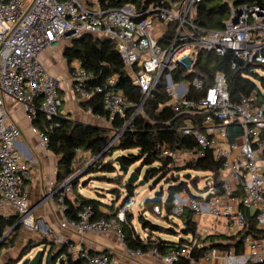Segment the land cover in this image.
<instances>
[{"label": "built area", "instance_id": "obj_1", "mask_svg": "<svg viewBox=\"0 0 264 264\" xmlns=\"http://www.w3.org/2000/svg\"><path fill=\"white\" fill-rule=\"evenodd\" d=\"M201 1L180 0L171 4L156 0L143 10H136L133 4L100 9L97 4L89 8L78 0H0V214L12 212L23 227L35 231L43 224L34 218L25 190L33 172L18 149L21 130L10 121L5 104L12 102L22 109L39 145L49 151L47 134L33 126V121L40 112L49 129L57 127L55 118L61 115L63 100L59 81L46 70L39 56L52 45L70 43L92 33L112 42L132 84L141 92L138 103L129 99L116 88V75L92 86L94 74L82 68L77 60L71 62L73 93L85 101L95 94L102 97L106 114H94L95 117L108 124L116 117L125 120L123 128L112 136L113 142L131 126L133 118L142 112L145 101L163 80L170 98L167 104L185 115L177 131L192 136L195 146L171 149L160 143L159 156L169 160L170 166L181 167L204 158L211 151L220 164L219 192L209 178L205 181L209 189L206 196L192 195L182 188L173 194L171 216L180 217L188 210L193 220L206 216L241 230L246 227L248 212L254 215L256 226L264 229V96L260 97L256 87L248 95L232 100L226 76L221 71L214 74L210 84L197 76L188 83L172 81V74L178 69L193 71L199 51L217 56L230 51L237 60L264 64V7L235 6L232 0H222L230 7L229 18L222 29L206 30L194 22L195 6ZM189 87L198 94L197 98L187 97ZM128 110L133 113L125 118ZM88 111L92 113L90 108ZM197 118H201L200 123H193ZM83 154L76 149V157ZM52 191L58 195L64 212V198L72 192L70 178H65ZM134 206L135 200L131 197L119 204L109 217L97 219L93 218L92 206L78 209L75 219L61 222L62 228L73 230L80 238L76 244L66 242L68 253L73 258H83V264H115L109 254L89 255L81 247V240L88 234L114 233L122 242L121 223ZM152 212L161 215L164 210L156 204ZM154 239L152 236L151 240ZM56 242H61V238ZM197 246L199 243L193 236L188 243L164 255L156 249L147 253L164 264H173L182 258L192 264H264V238L246 235L241 252L211 248L195 259L191 254ZM127 254L138 257L144 253L128 249Z\"/></svg>", "mask_w": 264, "mask_h": 264}, {"label": "trees", "instance_id": "obj_2", "mask_svg": "<svg viewBox=\"0 0 264 264\" xmlns=\"http://www.w3.org/2000/svg\"><path fill=\"white\" fill-rule=\"evenodd\" d=\"M89 1V0H88ZM156 0H95L89 1L86 7L94 8L97 4L100 9L116 8L126 4H133L136 10L145 9L150 3ZM180 0H167L168 3H176ZM235 6L240 4L258 5L264 7V0H232ZM230 7L222 0H202L195 6L194 22L198 27L206 30H220L224 26V22L229 18ZM171 31H169L170 34ZM64 57L69 64L73 60H77L82 68L94 74V80L91 85L103 84L105 79L109 76L116 75L117 83L116 88L123 91L129 99L138 103L141 100L140 90L131 82V78L124 66L118 52L114 48L111 41L108 39L98 37L92 33H86L78 39H73L68 48L64 51ZM235 67L232 68V64ZM259 66L264 70V64L246 63L241 60L235 59L232 52L228 51L223 56H217L212 52L199 51L196 56V61L192 72L178 69L172 74V81L188 83L193 76H197L204 80L205 83H212L214 74L221 71L225 74L227 79V88L232 100H237L241 95H248L256 88L253 78H259L253 73V67ZM264 86V79L259 78ZM198 94L195 93L192 87H189L187 97L189 99L197 98ZM170 100L165 90L164 81H159L151 96L145 101L143 110L137 114L131 126L121 132L115 143L106 147L110 142L115 132L121 130L124 126L125 120L116 117L107 128L96 127L92 125H84L75 122L63 115L57 116V127L49 129V123L45 120L44 116L38 112L37 119L33 121V126L44 131L48 137V149L56 157L58 180L62 181L72 174L73 162L76 158V149L83 152H88L91 158H98V165L96 167H89L85 170L84 175L92 173L112 174L117 172L113 164L111 155L114 150H136V153L121 155L122 165L129 168L132 164L139 162V166L134 170L139 176L142 168H146L143 180L148 182L153 178L165 179L170 181L167 189V198L165 201L154 202L147 200L146 204L152 207L156 204L162 206L164 210L163 219H168L171 216V202L173 194L182 188H186L192 195H194L185 180H189L193 187L197 184L198 172L209 174V179L212 181L213 187L216 192L220 189V175L221 167L219 162L215 161L212 152L207 151L204 158L197 159L190 162L185 166L173 167L170 166V161L161 158L158 153V144L165 143L171 149H186L195 146V141L192 136H186L177 131L185 118L184 114H178L177 111L172 109L167 103ZM261 99H259L260 101ZM87 109L90 108L93 114H106V110L102 103L100 94H95L92 99L84 102L83 104ZM133 110H128L125 118H129ZM201 118L193 120V123H200ZM233 135L230 136L232 138ZM109 157L108 160L103 161L104 158ZM194 172V175L186 172ZM182 173V181H179V175L174 173ZM103 174L98 175L100 178L107 179ZM167 178V179H166ZM116 183L117 178H110ZM74 185H72L73 188ZM136 184L127 181L124 184L126 195L120 204L126 202L129 198L134 197V190ZM112 191H117L114 188ZM160 197V196H157ZM58 199V195H56ZM102 202L99 199L85 198L79 193L75 194L74 200L70 201L67 197L64 198L63 205L65 207V215L67 219L72 220L76 218L78 209L84 206H92L93 218L109 217L111 213H102L100 206ZM184 228V234H194L195 224L192 222V213L188 210L181 216ZM247 224L246 227L238 230L233 235L218 234L206 236L202 242L208 241L210 246L200 247L197 246L193 249L191 256L199 259L211 248H218L221 250L234 249L236 252H241L243 249V238L246 235H251L256 238H264V229L256 226L254 215H249L246 212ZM16 216L4 217L0 214V240L4 236L6 229L11 228L17 232L21 225L14 226ZM140 223L144 229H147L149 236L143 240L132 224V214L128 212L126 221L121 223L123 231L122 243L129 250H140L142 253H147L150 250L156 249L160 254L164 255L171 249L177 248L182 244L189 242L187 239H181L177 242L169 241L161 236V234H171L175 230L166 228L159 224H154L149 220H145L141 215L139 217ZM152 235L155 239L151 240ZM13 243V241H11ZM10 243V244H11ZM6 245L4 239L1 240L0 250ZM69 244H59L57 252L54 253L51 249L47 254V259L51 254L54 257L51 262L46 264H56L58 259L62 258L59 264H83V258H73L68 253ZM105 253L106 251L94 253L88 251L89 255ZM28 264V260L24 262ZM173 264H192L187 258H182ZM256 264V263H252Z\"/></svg>", "mask_w": 264, "mask_h": 264}, {"label": "crops", "instance_id": "obj_3", "mask_svg": "<svg viewBox=\"0 0 264 264\" xmlns=\"http://www.w3.org/2000/svg\"><path fill=\"white\" fill-rule=\"evenodd\" d=\"M78 1L84 6H86L87 2L89 1L95 2V0ZM69 45L70 43L67 41L57 43L47 48V52L43 55L41 53V55L39 56V59L46 70L52 71L51 75L59 81L60 95L63 100V105L60 113L64 117H67L75 122H79L84 125L107 128L109 127V124L103 120H98L93 113L89 112L88 109L83 105L86 101L82 98H79L72 91V80L70 76L71 64H69L64 57V51L69 47ZM59 64L65 65L63 73H58V71H56V68ZM15 110H17V112L19 113L22 109L19 106H16ZM10 121L15 123L21 130V136L18 140V149L20 154L22 155V159L30 164L33 172L32 179L27 181L25 184V190L28 194L30 206L33 208V215L35 219L42 220L43 224L42 226H40V231L22 228L18 232V235L16 232V237L14 238L12 245L4 246L0 250V264H8L9 261L17 260L21 249L30 241H35V243L37 244H45V246L48 245L49 249H51L52 247L50 245V243H52L51 241L54 242L53 245L56 246L57 249L59 244H66V242L76 244L80 241L79 236L73 230L61 227V222L67 219V217L62 211V204L58 201V199H56V194H52V190L56 189L64 181L58 180V157H56L51 151L44 150L39 145L37 135L31 129L30 124L23 120V118H14L10 115ZM87 155L88 159H90V155L87 152H84V154L80 157L87 158ZM87 175V177H93L89 182L94 181L95 179L101 180L98 175ZM107 179L109 180L110 178ZM182 180L183 179H179V181ZM185 182L187 183L191 192L195 190L191 186L189 180H185ZM120 184L121 188L125 191L124 184H122V182ZM116 188L117 191H112V194L115 197L113 198L107 196L108 202H105L104 199H106V195H104L100 191L105 190L109 192L110 189H105L102 187H91L89 188V190L88 187L79 182L75 183V186H73L72 188V192L67 194L66 197L70 201H73L75 194L79 193L85 198L99 199L100 202H102L99 208L100 211L102 213H111L121 203L126 195V191L124 195H121L122 190L118 187ZM199 188L200 186L196 190H199ZM204 188L207 190L206 182L204 184ZM84 190H86V192H88V190L92 191V193L97 196L92 197L91 195L84 193ZM157 196H160L162 201H165L167 198V191L165 197L162 193L154 195V197ZM147 200L152 199L147 198L144 201L143 209L137 212L136 217L141 231L137 228L138 225L135 223L136 219L134 213L130 212L132 214V224L143 240H146L147 236H149V232L147 229L143 228L142 224L140 223L139 217L141 215L144 217L147 212L157 216L164 223V225L161 226L175 230L171 234H161L163 238L173 242H177L181 239L189 240L193 236H196L197 242L199 243L200 247H208L210 246L208 241L202 242V240L206 236L218 234L233 235L238 231H233L232 227L226 225V223L222 220L209 219L208 217L203 216L201 218H196L195 220L191 219L195 224V233L193 235L190 233L184 234L183 228L185 226L181 216L175 217V220H172L171 216L168 219H163L162 216L164 215V212H162L161 215L154 214L150 208L151 206L146 204ZM1 215L4 217L15 216L14 213L8 211L1 212ZM228 229H230L231 232L227 231ZM47 230L49 236H45V234H47ZM40 232H42L44 236ZM152 236L156 237L155 235ZM60 238L61 242H56V240H59ZM81 247L87 251H91L94 253L106 251L114 259L115 264H164L160 259L149 253H144L142 256L138 257H130L127 254L128 249L114 233L88 234L81 240Z\"/></svg>", "mask_w": 264, "mask_h": 264}, {"label": "rangeland", "instance_id": "obj_4", "mask_svg": "<svg viewBox=\"0 0 264 264\" xmlns=\"http://www.w3.org/2000/svg\"><path fill=\"white\" fill-rule=\"evenodd\" d=\"M160 30H163V29H160ZM160 30H156V32L157 33H162V31H160ZM47 50L48 49L44 50L42 52V55L44 53H46ZM64 66H65L64 64L63 65L59 64L57 66V68H56V71H58V73H63V70L65 69ZM252 71L259 78L261 77L262 79H264V70H262V68H260L259 66H255V67H253ZM48 72L50 74H52V71L48 70ZM53 73H54V71H53ZM259 78L255 77V78H253V80H254V82L256 84V87H257V89L259 91L260 97H262V96H264V86H262V81H260ZM16 106H18V105L15 104V103H12V102H7L5 104V108H6L7 112L9 113V115H11L14 118L21 117V119L23 118V120H25L27 123H29L25 119V116H24L22 110L19 113L17 112V110H15ZM113 143H115V141ZM136 152H137L136 150H124V151H122V150H114V152L111 155V159L113 161V164L116 167V171L117 172L112 173V174L111 173L110 174H108V173L107 174L99 173V174H103V176H106L107 178H117V176H118V179L116 181L117 182L120 181V182H122V184H125L128 181L129 173L134 171L139 166L140 163L136 162V163L132 164L128 168V175H124L122 172L119 171L118 164L115 162V158L117 156L127 155V154H131V153H136ZM89 158L90 159H88V155H87V158L86 157L85 158L84 157H80V158L76 157L75 158V161L73 162V166H72V174L69 176L71 185H74L75 183L81 182L83 185L88 187V189L91 188V187H102V188H105V189H110L111 192L109 190H108L109 192H107L105 190L104 191L103 190L100 191L104 195H106V199H104L105 202H108L107 201L108 200L107 196L113 197V198L115 197L112 194V190L114 188H116V187L120 188L122 190L121 191V195H124L125 191L121 188V184L119 185V183H116L112 179L108 180V179L100 178L101 180L95 179L94 181L89 182L90 179L93 178V177H87L88 175H84L83 176V174H84V172H85V170L87 168L96 167L98 165V161H99L98 158H96V157H94V158L89 157ZM108 158L109 157L104 158L103 161L108 160ZM145 169L146 168H144V167L142 168V171H141V173L139 175L140 179H143V175H144ZM174 173L176 174V176L180 175L179 178L182 179L183 172L182 173L180 172L179 174L176 173V172H174ZM186 173H190L191 175H194V172H191V171L190 172L188 171ZM92 174H95L94 176L99 175V174H96V173H92ZM197 175L199 177L196 179L197 180L196 186L193 187V185H191L195 189V190L192 191V193L194 195H198V196H206L207 194H209V189L206 190L204 188V184H205L206 179L209 177V174L208 173H204V172H198ZM170 183H171L170 181H166L165 179H161L160 178V180H159V178H153V179H150L148 182H146L142 186H139V185L136 184V188L134 190V195H133L134 196L133 199L135 200V206L130 209V212L134 213L135 219L137 217V212L141 211L143 209V203H144V201L147 198H151L152 199V198H154L155 194H159V193H162L163 196L165 197L166 191H167ZM199 186H200L199 190H196ZM80 188H81V186H80ZM89 190H88V192H86V190H84L83 192L87 193L88 195H91L92 197H96L97 196V195H94L92 193V191H89ZM144 217H145V220H149L150 222H152L154 224L164 225V223L157 216H155L153 214H150V213L147 212ZM208 218L212 219L210 217H208ZM171 219L175 220V217L171 216ZM135 223L138 225L137 228L141 231V228H140V225L137 222V219L135 220ZM22 228H25V227H23L21 225L20 229H22ZM20 229L17 231V235H18V232L20 231ZM232 230L233 231H237L236 228H232ZM227 231L231 232L230 229H228ZM40 233H42V232H40ZM4 235H5V238H4L5 244L6 245H8V244L12 245L11 241H13L14 238L16 237V232L13 229L8 228L4 232ZM42 235H43V233H42ZM45 236H49V233L45 234ZM51 242L52 243H50V245L52 246V249H53L52 251L54 253H56L57 252V247L53 245L54 244L53 241H51ZM38 245H40V246H38ZM38 250H44V255H43V258H42V264H46L47 254L49 252V246L48 245L45 246V244H37V243H35V241L28 242L26 244V246H24L21 249L17 260L9 261L8 264H24V262L26 260L29 261V259L32 258L36 254V252ZM22 258H23V260H22ZM56 264H59V262L57 261ZM250 264H252V263H250Z\"/></svg>", "mask_w": 264, "mask_h": 264}, {"label": "water", "instance_id": "obj_5", "mask_svg": "<svg viewBox=\"0 0 264 264\" xmlns=\"http://www.w3.org/2000/svg\"><path fill=\"white\" fill-rule=\"evenodd\" d=\"M112 142H113V139L110 140V142L107 144L106 147H109L112 144ZM115 162L118 164L119 171L122 172L124 175H128V168L122 165L121 156H117L115 158ZM128 180L139 186H142L145 184V181L143 179H140L139 176L135 173V171H132L129 173ZM152 201L161 202L162 199L160 197H154L152 198ZM18 225H21L20 220L16 219V222L13 227L18 226ZM4 238H5V235L2 237V239ZM1 240H0V243H1ZM43 255H44V250H38L36 254L32 258L29 259L28 264H42ZM53 257H54V254H51L48 257L47 262H51ZM61 260L62 258L58 259V262L60 263Z\"/></svg>", "mask_w": 264, "mask_h": 264}]
</instances>
